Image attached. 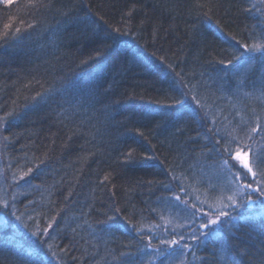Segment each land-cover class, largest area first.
Returning a JSON list of instances; mask_svg holds the SVG:
<instances>
[{"label": "trees", "instance_id": "1", "mask_svg": "<svg viewBox=\"0 0 264 264\" xmlns=\"http://www.w3.org/2000/svg\"><path fill=\"white\" fill-rule=\"evenodd\" d=\"M4 2L0 264H264V204L234 200L230 217L201 229L207 237L182 242L188 249L161 243L190 231L184 206L166 200L173 192L209 211L238 183L211 152V121L186 119L177 132L165 106L182 93L191 103L194 86L221 136L236 113L264 123V53L241 47L264 44V0ZM177 165L187 195L169 174Z\"/></svg>", "mask_w": 264, "mask_h": 264}, {"label": "snow or ice", "instance_id": "2", "mask_svg": "<svg viewBox=\"0 0 264 264\" xmlns=\"http://www.w3.org/2000/svg\"><path fill=\"white\" fill-rule=\"evenodd\" d=\"M35 4H39L41 7L44 5V0H35ZM35 4L33 6H35ZM135 5L128 7L126 11L122 13V16L132 18L135 13ZM32 27V25H28ZM17 32L20 31L19 28L16 29ZM120 35H125L126 33L120 32L119 29H116ZM239 43V41H237ZM244 48L246 53H264V44H253L251 46L241 45ZM103 50H98L95 54V58H99L103 55ZM233 59L240 60V56H234ZM85 63L87 61H84ZM222 63V62H221ZM231 63V61H229ZM227 66V65H225ZM188 87V93H191L190 103L188 101L186 93L178 95L172 104L166 105V111L164 113L165 117L174 122V126L177 132L182 131L180 125L186 119H192L193 121H211L210 126L208 127V132L213 136H216V142L211 148V152L215 153L216 158L220 165L224 168L227 175L231 178V182H238L235 186L230 187V195L227 197V201L221 205L219 208H212L209 205V211H204L202 202L198 203L197 201H192L183 199L181 195L173 192V195L170 198H166L167 202L176 201L178 204L184 206V219L190 221L186 225H180L185 229H190V231H181L176 232L175 229L169 235L171 239L162 240L161 243L167 244L169 247L176 246L182 249H188V243H182L191 237L192 241H200L201 237H207L209 234L201 231V229H206L210 225L222 224L223 221L221 217H230L231 213L226 209L235 208L236 203L234 200H243L247 203H252L251 194H257L259 197H264V123L261 122L259 117L255 118L253 123L250 119H246L244 116H241L240 113H236L233 119L236 116H239V121L236 123L232 131L228 132L227 138L221 136L220 134V120L215 113L210 114L208 111V105L200 98L199 93L193 92L194 86H185ZM244 82L243 80L238 85V90H243ZM244 95L250 96L253 93L244 92ZM264 103V85L261 87V95L258 97ZM8 115H11L9 113ZM224 121H227L228 124H232V121L228 120L225 116ZM238 130V134H237ZM142 134V133H141ZM7 139V138H5ZM204 139L211 143V137L205 136ZM256 143L255 148L253 143ZM131 154H129L130 156ZM151 158V157H146ZM233 161H238L241 167H237ZM243 169V171H242ZM177 170L180 172V175H177L174 171H169V174L172 177L173 182H178L177 187L180 188L181 192H184L187 195V189L185 185L180 182L186 178L184 170L181 165H177ZM32 172V168H28V173ZM249 174L251 179H248ZM27 175V173H25ZM23 179V176H21ZM108 179V176H105V180ZM151 183V181H149ZM255 185V186H254ZM163 188L168 191H173L170 187V184H164ZM0 207L4 209L9 208L7 202L0 203ZM119 212V209L115 210ZM210 213L216 216L213 219L210 216ZM15 215V213H13ZM103 216H107L109 220L114 219V216H109L107 213H102ZM17 220H20V216H16ZM51 227V224L48 225ZM115 230H119L120 226H114ZM133 229L140 235V230L136 229L135 225H132ZM47 233L48 229H43ZM33 236H37L36 232L32 233ZM141 238L142 235H141ZM129 247V245H125ZM183 254V253H182ZM121 256L126 255V253L121 252Z\"/></svg>", "mask_w": 264, "mask_h": 264}, {"label": "rangeland", "instance_id": "3", "mask_svg": "<svg viewBox=\"0 0 264 264\" xmlns=\"http://www.w3.org/2000/svg\"><path fill=\"white\" fill-rule=\"evenodd\" d=\"M2 1H6V2H4V3H7V2H9L10 0H2ZM252 203H249V205H248V209H256V208H262L263 207V204H264V201L261 199V198H259L258 196H257V194H253L252 195ZM210 216L213 218V219H215L216 218V216H214V215H212L211 213H210ZM227 217H221L220 219L223 221V220H225ZM219 225V224H218ZM218 225H210L207 229V231L209 232L210 230H212V229H214V228H216ZM176 246H171V247H169L168 245L166 246V247H164V249L166 250V251H168V250H170V249H174Z\"/></svg>", "mask_w": 264, "mask_h": 264}]
</instances>
